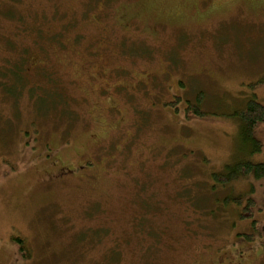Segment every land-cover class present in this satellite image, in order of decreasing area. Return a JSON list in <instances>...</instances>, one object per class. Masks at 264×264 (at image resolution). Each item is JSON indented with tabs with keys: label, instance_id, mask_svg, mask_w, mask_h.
<instances>
[{
	"label": "rangeland",
	"instance_id": "obj_1",
	"mask_svg": "<svg viewBox=\"0 0 264 264\" xmlns=\"http://www.w3.org/2000/svg\"><path fill=\"white\" fill-rule=\"evenodd\" d=\"M200 91L204 118L164 107ZM251 98L264 0H0V264H264V178L211 177L264 161V123L255 151L234 116ZM242 194L257 226L215 205Z\"/></svg>",
	"mask_w": 264,
	"mask_h": 264
},
{
	"label": "trees",
	"instance_id": "obj_2",
	"mask_svg": "<svg viewBox=\"0 0 264 264\" xmlns=\"http://www.w3.org/2000/svg\"><path fill=\"white\" fill-rule=\"evenodd\" d=\"M136 53L140 55H145L148 57V54L144 53V51H136ZM179 83L182 84L180 79H179ZM63 90L65 91V88H63ZM61 96L63 97L62 99H64V96H67V94L66 93L64 94V92L60 90V93L54 92L53 95H51V98L49 97V99L47 100L51 99V100L62 101V99H60ZM35 100L36 99L32 101L34 102ZM204 102H205V93L203 91H200L196 95L195 99H192V100L185 99L183 98V95L180 94V95H177V98L175 100H167L166 102L164 101L163 104H164V107H172L176 113L183 111L185 112L186 115H189V116L192 115V116L204 118L208 114V111L204 108ZM40 110L41 109H39V112ZM234 116L238 119L240 123V132H241V136L243 137V139L251 140L252 144L254 145V150L260 151L262 149L263 144L262 142H260L254 137V130L259 124L264 123V103H262L256 98H251L248 100V102L245 104L244 107L235 111ZM211 177H212L214 185H227L228 183L236 179H239V178L246 179L248 177H253L257 180H260L264 178V161L255 162V161H251L247 159L239 160L237 162L227 164L226 169L224 171L212 172ZM251 192L253 193V189ZM223 198L224 199L222 202L218 204L214 203L218 208L225 207L229 203H234V205H236L237 207V211L235 213L237 218L241 219V221L243 222L244 220L249 219L250 222L254 225L258 223L257 220L254 219V210L256 209L257 206H256V200L253 196L251 195L245 196L244 194H242L238 196H233V195L224 196ZM163 206H164L163 213L165 211L168 212L169 206H165L164 204ZM181 210L182 209H180V211ZM211 211H215V208L214 210H211ZM157 213H158L157 208H153V207L149 208L147 215L145 217H141V221L139 222V224L137 225L135 224L133 228V235L136 236V234H139L137 237L138 240H140L141 245L146 246L147 248H149V244H144L141 240L146 237L145 233L147 234V232H149L153 236L157 235L156 230H155V224L159 223L162 220V216L156 215ZM193 213H194L193 209L190 210V208H188V211L185 214L187 215L188 218L193 217L191 222H189V219H185L186 226L190 225L191 228L194 223V219L196 220L197 218V216H193ZM151 214H155V215L153 216L152 226H149L148 216H152ZM164 224L166 223L164 222ZM166 225L169 227L168 224ZM197 227H198V224H197ZM190 231L191 230H188L189 234H190ZM141 235H143L142 239L139 238ZM244 238L248 242L252 241V235L250 233H245ZM15 239L21 243V249L23 252H25L26 248L23 244V239L18 236L15 237ZM152 240H155V238H152ZM142 249H145V247H143Z\"/></svg>",
	"mask_w": 264,
	"mask_h": 264
}]
</instances>
